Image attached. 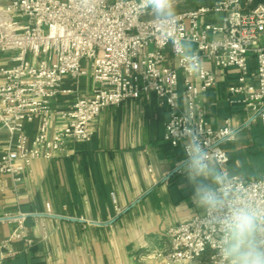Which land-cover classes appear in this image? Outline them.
<instances>
[{"label":"built area","instance_id":"1","mask_svg":"<svg viewBox=\"0 0 264 264\" xmlns=\"http://www.w3.org/2000/svg\"><path fill=\"white\" fill-rule=\"evenodd\" d=\"M176 13V35L191 41L199 57L197 73L180 63L167 30L142 0H0V55L11 61L0 65V125L8 134L0 150V174L15 187L34 160L62 152L67 140L88 141L105 107L149 93L169 112L163 139L181 146L183 157L172 171H181L186 159V125L197 129L224 168L223 146L241 125L225 117L222 125L212 126L200 95L214 86L213 70L233 67L238 73L227 86V100L241 104L246 124H264V5L245 8L243 0H213ZM66 77L71 82L65 86ZM83 77L90 82L88 94L77 92ZM73 92L67 105L56 103ZM53 118L61 123L52 127ZM35 119L37 130L29 135L25 126ZM223 194V211L203 210L168 226L166 248L147 258L184 264L205 256L207 264H225L217 251L227 240L223 217L238 203L264 207V177L232 174ZM9 218L16 222L10 238L25 236V214ZM10 238L1 242L0 259L13 253Z\"/></svg>","mask_w":264,"mask_h":264},{"label":"crops","instance_id":"2","mask_svg":"<svg viewBox=\"0 0 264 264\" xmlns=\"http://www.w3.org/2000/svg\"><path fill=\"white\" fill-rule=\"evenodd\" d=\"M10 63L0 55V65ZM249 64L254 66L253 58ZM213 72L214 86L200 95L206 118L214 127L225 117L241 125L223 146L228 155L224 168L230 175L264 177V124H246L241 104L227 100L237 69ZM63 82L66 86L71 80ZM89 83L81 78L78 94H88ZM74 97V92L62 94L56 103L65 106ZM168 117L153 93L125 99L100 112L88 141L67 140L62 152L34 160L15 187L0 174V254L1 242L16 228L9 217L25 214V236L10 238L13 253L0 264H160L147 255L166 248L168 226L203 211L192 204L182 171H172L183 153L180 145L163 139ZM60 123L53 118L51 126ZM37 126L38 119L27 123V133ZM7 135L0 125V150Z\"/></svg>","mask_w":264,"mask_h":264},{"label":"clouds","instance_id":"3","mask_svg":"<svg viewBox=\"0 0 264 264\" xmlns=\"http://www.w3.org/2000/svg\"><path fill=\"white\" fill-rule=\"evenodd\" d=\"M142 4L150 9L155 22L167 30V38L180 63L197 73L199 57L191 41L176 35L174 0H142ZM183 139L186 159L180 168L191 186L192 204L206 212L223 211L226 206L223 189L230 183V175L220 166L223 161L209 154L194 127L186 125ZM222 223L227 240L217 251L225 264H264V207L235 204Z\"/></svg>","mask_w":264,"mask_h":264},{"label":"rangeland","instance_id":"4","mask_svg":"<svg viewBox=\"0 0 264 264\" xmlns=\"http://www.w3.org/2000/svg\"><path fill=\"white\" fill-rule=\"evenodd\" d=\"M213 0H176L174 8L176 11L186 8H192L200 4L210 3ZM205 256L196 259V264H206ZM195 261V260H194ZM189 264V263H188Z\"/></svg>","mask_w":264,"mask_h":264},{"label":"trees","instance_id":"5","mask_svg":"<svg viewBox=\"0 0 264 264\" xmlns=\"http://www.w3.org/2000/svg\"><path fill=\"white\" fill-rule=\"evenodd\" d=\"M244 2V7L245 8H250L258 3H261L264 5V0H250V1H247V0H243Z\"/></svg>","mask_w":264,"mask_h":264}]
</instances>
